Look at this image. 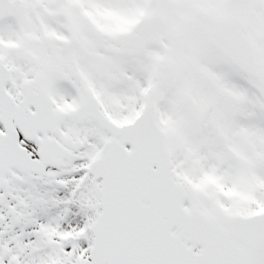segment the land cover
<instances>
[{"label":"snow or ice","instance_id":"snow-or-ice-1","mask_svg":"<svg viewBox=\"0 0 264 264\" xmlns=\"http://www.w3.org/2000/svg\"><path fill=\"white\" fill-rule=\"evenodd\" d=\"M0 264H264V0H0Z\"/></svg>","mask_w":264,"mask_h":264}]
</instances>
